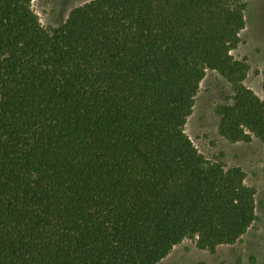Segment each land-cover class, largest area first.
<instances>
[{
	"label": "trees",
	"instance_id": "1",
	"mask_svg": "<svg viewBox=\"0 0 264 264\" xmlns=\"http://www.w3.org/2000/svg\"><path fill=\"white\" fill-rule=\"evenodd\" d=\"M0 0V264H159L253 225L245 172L185 133L200 84L230 143L264 142V97L232 56L244 0H90L54 30ZM264 91V69L262 71Z\"/></svg>",
	"mask_w": 264,
	"mask_h": 264
},
{
	"label": "rangeland",
	"instance_id": "2",
	"mask_svg": "<svg viewBox=\"0 0 264 264\" xmlns=\"http://www.w3.org/2000/svg\"><path fill=\"white\" fill-rule=\"evenodd\" d=\"M90 0H32L31 8L41 26L54 30L69 13ZM245 27L232 56L246 60L249 72L245 86L258 97H264V0H244ZM232 95L231 87L216 73L208 72L200 84L185 133L194 147L208 159L220 157L227 166H238L246 175V183L255 189L256 219L239 242L217 249L200 251L191 240L175 246L159 264H264V142L230 143L218 133L217 107Z\"/></svg>",
	"mask_w": 264,
	"mask_h": 264
}]
</instances>
